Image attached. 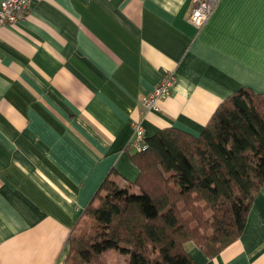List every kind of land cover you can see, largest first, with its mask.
<instances>
[{
    "label": "crops",
    "instance_id": "1",
    "mask_svg": "<svg viewBox=\"0 0 264 264\" xmlns=\"http://www.w3.org/2000/svg\"><path fill=\"white\" fill-rule=\"evenodd\" d=\"M214 1L201 27L195 0H37L0 28V264H65L105 177L137 178L134 123L146 139L198 136L236 91L264 94V0ZM188 250L196 264H264V187L236 241L213 259Z\"/></svg>",
    "mask_w": 264,
    "mask_h": 264
},
{
    "label": "trees",
    "instance_id": "2",
    "mask_svg": "<svg viewBox=\"0 0 264 264\" xmlns=\"http://www.w3.org/2000/svg\"><path fill=\"white\" fill-rule=\"evenodd\" d=\"M135 150L133 183L108 175L76 221L65 264H196L236 241L264 187V94L241 88L214 111L198 136L160 130ZM132 185L134 187H132Z\"/></svg>",
    "mask_w": 264,
    "mask_h": 264
},
{
    "label": "built area",
    "instance_id": "3",
    "mask_svg": "<svg viewBox=\"0 0 264 264\" xmlns=\"http://www.w3.org/2000/svg\"><path fill=\"white\" fill-rule=\"evenodd\" d=\"M37 0H2L0 2V28L14 25L28 11L30 5ZM215 5L214 0H195L190 12L191 22L201 27L209 18ZM174 75L172 72L167 74L143 99V105L147 110L158 111L159 102L166 97L169 88L172 86ZM145 135L141 123H134L133 137L129 142L128 148L133 150L145 149Z\"/></svg>",
    "mask_w": 264,
    "mask_h": 264
},
{
    "label": "rangeland",
    "instance_id": "4",
    "mask_svg": "<svg viewBox=\"0 0 264 264\" xmlns=\"http://www.w3.org/2000/svg\"><path fill=\"white\" fill-rule=\"evenodd\" d=\"M189 245V244H188ZM111 253V252H109ZM109 253H104L103 254V259L106 260L108 263L116 262L119 264H126L128 256L122 255L120 252H117L114 254V256H110L109 258Z\"/></svg>",
    "mask_w": 264,
    "mask_h": 264
}]
</instances>
